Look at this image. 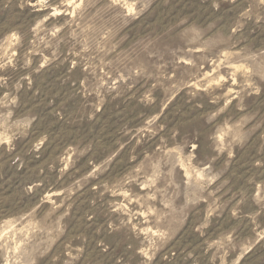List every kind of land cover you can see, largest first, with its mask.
Segmentation results:
<instances>
[{"label": "rangeland", "instance_id": "obj_1", "mask_svg": "<svg viewBox=\"0 0 264 264\" xmlns=\"http://www.w3.org/2000/svg\"><path fill=\"white\" fill-rule=\"evenodd\" d=\"M0 264H264V0H0Z\"/></svg>", "mask_w": 264, "mask_h": 264}]
</instances>
